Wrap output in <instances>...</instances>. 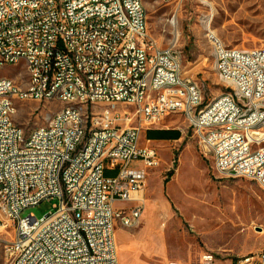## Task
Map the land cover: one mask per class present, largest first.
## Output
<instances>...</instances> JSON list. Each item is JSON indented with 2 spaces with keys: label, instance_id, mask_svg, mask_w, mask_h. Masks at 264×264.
Here are the masks:
<instances>
[{
  "label": "built area",
  "instance_id": "obj_1",
  "mask_svg": "<svg viewBox=\"0 0 264 264\" xmlns=\"http://www.w3.org/2000/svg\"><path fill=\"white\" fill-rule=\"evenodd\" d=\"M175 45L176 35L162 47L148 33L145 0H0V68L19 57L31 62L26 76H4L0 92V226L5 218L14 227L4 245L9 264H120L115 220L138 224L148 171L161 162L142 135L171 114L184 116L217 177L264 190V47H227L214 37L229 88L204 104ZM71 70L84 73V83L71 80ZM15 95L64 106L26 132L14 122ZM52 198L59 200L52 212L21 216ZM116 202L133 205L126 212ZM217 260L204 252L197 264ZM236 264H264V249Z\"/></svg>",
  "mask_w": 264,
  "mask_h": 264
},
{
  "label": "rangeland",
  "instance_id": "obj_2",
  "mask_svg": "<svg viewBox=\"0 0 264 264\" xmlns=\"http://www.w3.org/2000/svg\"><path fill=\"white\" fill-rule=\"evenodd\" d=\"M145 9L148 33L160 46L176 35L182 73L196 84L204 104L229 88L217 70L214 37L227 47H264V0H145ZM19 73L26 76L23 61L0 68V78H17ZM25 83L24 77L21 85ZM15 105L14 122L26 132L64 106L59 101L19 99ZM157 128L180 130L181 137L151 142L161 162L148 171L141 218L132 227L115 220L119 263L197 264L201 254L211 252L217 264H233L264 249V190L244 178L217 177L183 115H168ZM145 139L144 133L141 141ZM58 202L45 199L25 208L21 216L42 217ZM132 205L116 202L114 207L128 212ZM3 223L0 264H9L4 245L12 240L14 227L5 218Z\"/></svg>",
  "mask_w": 264,
  "mask_h": 264
},
{
  "label": "bare ground",
  "instance_id": "obj_3",
  "mask_svg": "<svg viewBox=\"0 0 264 264\" xmlns=\"http://www.w3.org/2000/svg\"><path fill=\"white\" fill-rule=\"evenodd\" d=\"M173 22H174V19H173ZM21 61L24 62L26 73H29V71H31V62L29 61L28 58L19 57L17 59H14L13 65L18 64ZM70 78H71V80L77 81V83H84V73H78V70H71L70 71ZM2 81H3V77L0 78V92L2 91ZM21 86L23 88V92H30V90H32V82H30V78H26L25 85H21ZM68 93H69V96H77L76 84H69ZM16 99L24 100V97H23V95L13 96L14 110H17V107L15 105ZM231 109L232 110H239V102H231ZM0 198H2V190H0Z\"/></svg>",
  "mask_w": 264,
  "mask_h": 264
},
{
  "label": "trees",
  "instance_id": "obj_4",
  "mask_svg": "<svg viewBox=\"0 0 264 264\" xmlns=\"http://www.w3.org/2000/svg\"><path fill=\"white\" fill-rule=\"evenodd\" d=\"M145 137L150 140H177L181 137L180 130L177 129H147ZM106 175H113L114 172H106ZM233 264H236L233 262Z\"/></svg>",
  "mask_w": 264,
  "mask_h": 264
},
{
  "label": "crops",
  "instance_id": "obj_5",
  "mask_svg": "<svg viewBox=\"0 0 264 264\" xmlns=\"http://www.w3.org/2000/svg\"><path fill=\"white\" fill-rule=\"evenodd\" d=\"M152 129H163V128H152ZM147 139V138H146ZM150 140V139H149ZM152 142H155V141H168V140H151ZM173 141H175V140H173ZM106 172H113V171H109V170H107ZM260 251V250H259ZM256 252H258V251H256ZM256 252H252V253H256ZM251 254V253H250ZM246 255H248V254H246ZM246 255H243V256H246ZM242 256V257H243Z\"/></svg>",
  "mask_w": 264,
  "mask_h": 264
}]
</instances>
